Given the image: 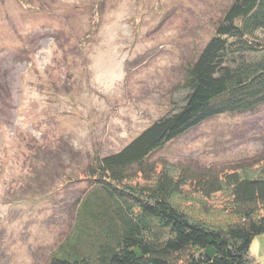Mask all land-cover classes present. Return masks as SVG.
<instances>
[{"label": "rangeland", "instance_id": "rangeland-1", "mask_svg": "<svg viewBox=\"0 0 264 264\" xmlns=\"http://www.w3.org/2000/svg\"><path fill=\"white\" fill-rule=\"evenodd\" d=\"M230 1L0 0V264L48 260L87 191L88 163L177 107L183 66ZM263 155L264 103L214 115L150 160L259 174ZM228 200L227 190L174 196L212 223L232 218Z\"/></svg>", "mask_w": 264, "mask_h": 264}, {"label": "trees", "instance_id": "trees-1", "mask_svg": "<svg viewBox=\"0 0 264 264\" xmlns=\"http://www.w3.org/2000/svg\"><path fill=\"white\" fill-rule=\"evenodd\" d=\"M214 22L210 37L183 66L185 93L177 107L88 163L82 179L89 183L77 199L75 219L43 264L255 262L252 242L264 232V170L254 174L241 163L220 174L187 165L176 173L150 160L200 122L264 103V0H231ZM188 180L199 188L187 190ZM193 190L206 197L229 191L224 211L232 218L212 223L174 202L176 194Z\"/></svg>", "mask_w": 264, "mask_h": 264}, {"label": "crops", "instance_id": "crops-1", "mask_svg": "<svg viewBox=\"0 0 264 264\" xmlns=\"http://www.w3.org/2000/svg\"><path fill=\"white\" fill-rule=\"evenodd\" d=\"M252 250L256 256V260L253 264H257V261L264 264V232L255 236L252 242Z\"/></svg>", "mask_w": 264, "mask_h": 264}]
</instances>
